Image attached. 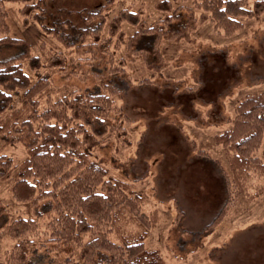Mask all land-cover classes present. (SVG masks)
I'll return each instance as SVG.
<instances>
[{"label":"rangeland","instance_id":"1","mask_svg":"<svg viewBox=\"0 0 264 264\" xmlns=\"http://www.w3.org/2000/svg\"><path fill=\"white\" fill-rule=\"evenodd\" d=\"M45 1L46 10L52 13L46 18L49 21H76L78 11L105 4V0ZM157 1L114 0L106 5L103 17L108 22L121 9L141 8L142 19L153 25L164 16L155 8ZM169 1L174 6L192 4V0ZM21 6L5 4L6 22L8 35L29 41L30 56L41 63L32 70L27 60L22 62L30 80L48 74L52 98L62 91L110 94L131 122L123 124L124 134L103 137L101 146L92 152V159L108 168L112 178L129 183L143 198L135 214L126 211L118 225L136 237L142 228L135 215L142 212L150 218L155 211L156 222L146 229L144 245L159 251L162 264H264V190L250 198L233 191L228 208L211 226L227 200L223 179L217 165L192 149L194 142L210 158L221 162V148L214 143L213 135L228 127L226 120L233 116L241 96L264 91V14L246 20L231 35H224L206 20L184 39H161L158 47L165 66L161 72H152L139 56H131L115 39L109 44L103 39L99 46L64 48L52 35L41 32L32 15L24 22ZM122 30L127 37L134 27L123 24ZM102 37H106V29ZM15 51L4 48L0 57ZM55 58L64 60V65L49 70L48 63ZM115 67L122 72L114 71ZM13 105H18L16 98ZM263 145L264 136L260 149ZM0 154L19 166L26 151L20 143L4 145L0 141ZM14 174L0 180V204L12 219L31 216L29 204L12 198ZM262 182L253 178L246 188L249 195ZM39 223L43 241L47 238V220ZM108 237L120 243L118 232L111 231ZM88 240L85 236L83 243ZM13 244L7 231L1 230L0 264H4L6 251ZM62 244L46 242L36 251L34 261L83 264L78 259L80 249Z\"/></svg>","mask_w":264,"mask_h":264},{"label":"trees","instance_id":"2","mask_svg":"<svg viewBox=\"0 0 264 264\" xmlns=\"http://www.w3.org/2000/svg\"><path fill=\"white\" fill-rule=\"evenodd\" d=\"M248 1L192 0L191 5L174 6L169 0H158L155 8L164 16L148 25L142 19L141 8L121 9L107 22L103 13L114 0L78 11L76 21L46 19L52 13L46 10L45 0H0V51L16 50L0 57V141L4 145L20 143L26 151L19 166L0 154V180L8 179L15 171L12 198L29 204L31 210V216L12 219L0 204V231L6 230L14 240L6 251L4 264H38L34 261L35 253L46 242L80 249L78 259L83 264H162L159 251L144 245L146 229L156 222L155 211L150 218L139 211L135 215L142 228L136 237L122 229L118 222L126 211L135 214L143 198L134 193L129 183L112 178L108 168L92 159V152L101 146L102 138L123 132L121 136L123 124L130 120L110 94L62 91L52 98L48 74L32 82L22 62L27 60L32 70L41 67V63L30 56L29 41L8 35L5 4H21L19 12L24 22L32 15L41 32L52 35L64 48L99 46L103 39L108 44L115 39L125 45L131 56H139L147 69L161 72L165 66L158 47L161 39H184L206 20L224 35H231L246 20L264 14V0L251 4ZM123 24L134 27L127 37ZM105 29L106 37H102ZM89 38L91 42L87 43ZM63 61L53 59L48 63L49 70L62 68ZM114 71L122 69L115 67ZM15 98L17 106L13 105ZM226 122L228 127L213 135L225 166L190 140L194 152L217 165L223 179L227 200L211 226L228 208L233 191L250 198L264 190L262 182L253 195L246 191L253 178L264 180V145L260 149L264 136V91L241 96L234 105L233 116ZM43 219L47 220L44 232L47 238L42 241L39 221ZM111 231L118 232L120 243L110 240ZM85 236L89 240L83 243Z\"/></svg>","mask_w":264,"mask_h":264}]
</instances>
